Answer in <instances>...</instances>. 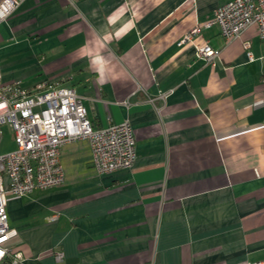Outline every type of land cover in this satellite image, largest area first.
I'll return each instance as SVG.
<instances>
[{"label":"crops","instance_id":"0c3cea01","mask_svg":"<svg viewBox=\"0 0 264 264\" xmlns=\"http://www.w3.org/2000/svg\"><path fill=\"white\" fill-rule=\"evenodd\" d=\"M229 1L25 0L0 23L3 83L61 80L94 128L128 121L135 137L128 170L98 175L77 140L61 186L7 196L23 264L264 261V43L204 27Z\"/></svg>","mask_w":264,"mask_h":264},{"label":"built area","instance_id":"2783aa9c","mask_svg":"<svg viewBox=\"0 0 264 264\" xmlns=\"http://www.w3.org/2000/svg\"><path fill=\"white\" fill-rule=\"evenodd\" d=\"M24 1L0 0V23ZM212 24L218 26L227 42L240 38L249 27L255 26L264 43V0H231L222 4L204 27ZM199 31L198 26L193 28L180 43L190 42ZM242 46L248 60L253 61L250 43L244 41ZM196 56L211 65L218 58L207 43L197 48ZM3 126L10 128L16 147L0 155V264H23L21 253L9 246L17 231L8 225L7 196L21 197L34 190L61 186L65 179L61 148L77 140L88 141L91 164L98 175L128 170L136 160L135 137L128 121L94 128L87 118L83 97L61 80L25 88L18 81L3 83L0 67V140ZM49 220H56V216ZM54 257L58 264L62 262L61 252H55Z\"/></svg>","mask_w":264,"mask_h":264},{"label":"rangeland","instance_id":"374dc122","mask_svg":"<svg viewBox=\"0 0 264 264\" xmlns=\"http://www.w3.org/2000/svg\"><path fill=\"white\" fill-rule=\"evenodd\" d=\"M1 140H0V155L11 152L15 150V143L8 126H3L1 128Z\"/></svg>","mask_w":264,"mask_h":264}]
</instances>
